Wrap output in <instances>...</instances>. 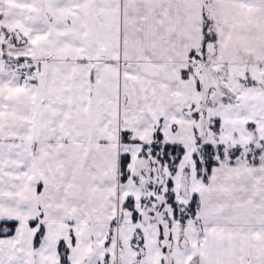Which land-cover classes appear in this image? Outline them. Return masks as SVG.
Listing matches in <instances>:
<instances>
[{"label": "snow or ice", "instance_id": "snow-or-ice-1", "mask_svg": "<svg viewBox=\"0 0 264 264\" xmlns=\"http://www.w3.org/2000/svg\"><path fill=\"white\" fill-rule=\"evenodd\" d=\"M0 264H264V0H0Z\"/></svg>", "mask_w": 264, "mask_h": 264}]
</instances>
